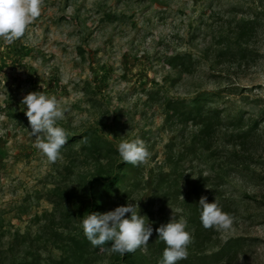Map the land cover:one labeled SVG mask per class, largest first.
Returning <instances> with one entry per match:
<instances>
[{"label":"rangeland","instance_id":"1","mask_svg":"<svg viewBox=\"0 0 264 264\" xmlns=\"http://www.w3.org/2000/svg\"><path fill=\"white\" fill-rule=\"evenodd\" d=\"M245 21L255 25L241 37ZM226 48L234 57L220 56ZM177 54L192 57L190 71L166 65ZM40 82L68 106L59 121L67 132H96L114 151L123 139L146 141L149 160L126 169L101 199L103 213L142 198L154 231L147 251L137 249L138 264L160 258L166 245L155 228L172 213L188 220V257L242 239L232 264H264V0H44L23 37L0 38V264H118L111 250L81 262L68 239L83 232L86 182L121 157L105 151L96 161L76 140L50 163L21 103L43 90ZM200 94L222 111L203 143L198 127L168 121L165 110L168 100ZM240 118L244 127L234 128ZM202 195L236 210L232 229L213 228L205 242L189 222Z\"/></svg>","mask_w":264,"mask_h":264},{"label":"clouds","instance_id":"2","mask_svg":"<svg viewBox=\"0 0 264 264\" xmlns=\"http://www.w3.org/2000/svg\"><path fill=\"white\" fill-rule=\"evenodd\" d=\"M43 3L44 0H0V38L12 44L23 37L28 26L41 15ZM40 88L43 90L24 95L21 103L30 125L28 132L36 140L35 147L50 163H55L62 159V149L70 137L66 128L59 123L65 118L68 106L62 104L56 95L48 93V84L40 82ZM117 151L121 162L134 166L146 163L151 157L146 141L139 135L121 140ZM141 199L128 200L125 205L107 212L90 211L84 215L81 224L87 240L93 246H104L111 242V252L121 255L141 248L147 251L154 228L147 215L140 214L138 202ZM198 206L204 228L232 229L234 217L223 210L217 199L208 202V197L202 195ZM187 225L186 218L172 213L167 223L155 228L160 241L166 245L159 264H179L187 259L188 246L192 242Z\"/></svg>","mask_w":264,"mask_h":264},{"label":"trees","instance_id":"3","mask_svg":"<svg viewBox=\"0 0 264 264\" xmlns=\"http://www.w3.org/2000/svg\"><path fill=\"white\" fill-rule=\"evenodd\" d=\"M110 17V16H109ZM255 22L245 21L240 26H238L239 34L241 37L247 34L248 31L253 29ZM230 46V45H229ZM240 53V56L243 58V55ZM243 53V51H242ZM233 56L234 51L231 48H226L223 51H220V56ZM165 63L167 66L175 69L178 73H185L190 71L193 66V59L188 54H177L166 58ZM207 94H200L195 97L190 102H185L181 100H168L165 102V110L167 120H173V117H176L181 124L192 123L195 127L199 128L198 142L203 143L207 139H211L213 135V130L221 125V115L222 111L218 109H211L206 107V98ZM234 128L244 127V121L242 118L234 122ZM258 127V122L254 123L251 130H255ZM250 130V131H251ZM69 138L65 147H72L73 143L76 140H79L83 149L90 152L95 156L96 161H99V157L102 155V152L106 151V154H116L117 151L112 150L108 143L105 142L101 137L97 135L96 132L88 131L84 132L81 135H73L69 133ZM249 131L239 134V137L247 138ZM237 136V137H238ZM205 143V142H204ZM136 166L128 164L127 162H121L116 165L108 167V172L103 173V169L99 168L97 176L91 178L82 189V198L86 200V205L84 207V212L79 210L78 216L87 215L90 211L101 212L103 208L101 199L105 197L108 193L112 191L114 184H117L122 181L125 177V170L129 168H134ZM214 200H208L212 202ZM84 202V201H82ZM199 198L195 200L190 214V223L194 226V240L205 242L211 238V233L213 228H204L200 220V210L198 206ZM220 202V201H219ZM223 210L233 217L235 216L236 210L232 208L231 205L226 202H220ZM70 216V214H67ZM66 215V217H67ZM75 214H73L74 216ZM74 247V252L77 258H80L79 261L83 259L84 256L90 253V251H106L110 250L111 242H107L104 246H93L90 241L87 240L84 233L81 231L74 237L68 239ZM245 244V241L242 239H230L228 240L223 247L217 252L208 255L201 256L195 254L196 260L192 257H187V259L182 260L179 264H232L238 257L239 249L242 248ZM164 247V246H163ZM165 248V247H164ZM164 248L162 250H164ZM163 253V251H162ZM114 256L118 261V264H138L139 258L137 257V250L135 252H127L123 255L119 253ZM160 258L155 260L152 264H159ZM82 262V261H81ZM33 264V263H30Z\"/></svg>","mask_w":264,"mask_h":264}]
</instances>
